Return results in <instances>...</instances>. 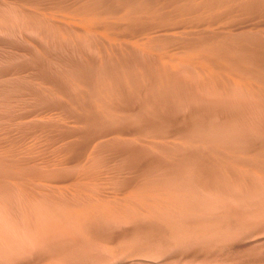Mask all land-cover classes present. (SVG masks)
Masks as SVG:
<instances>
[{"label": "rangeland", "instance_id": "obj_1", "mask_svg": "<svg viewBox=\"0 0 264 264\" xmlns=\"http://www.w3.org/2000/svg\"><path fill=\"white\" fill-rule=\"evenodd\" d=\"M28 1L30 3H33L32 1H36L34 2L35 4H40L45 7L57 6L66 2V0H47V2L45 0ZM28 1L0 0V6L2 5L0 7V139H6L7 137L9 140H25L28 143L37 141L39 143L42 142V146L44 145L43 141H54V143L50 148H48L47 153L45 154L46 157L42 155H34L32 158L30 155L26 156V159L30 162L26 166L22 165V162L19 160H4L0 157V160L4 161H0V264H47V262H55L54 264H235L234 258L237 257H248L252 259L257 256H263L264 194L262 193H264V154L261 155L259 152L261 151L260 149L264 147V124H262L264 121L261 120L264 118V100H260L258 98L256 99L245 94L243 95V93L233 89V87H229L228 89V86L224 87V91H229L226 93H223L222 91L223 94L221 92L215 93L209 88L205 89L197 83V78L194 76L195 73L193 71L194 74L192 75L191 69L187 71L188 75H190L191 79H193L192 81L190 80V83L183 82L181 76L177 82L175 80L177 77H172L171 80H168V88L166 89V86H163V84L160 83L162 80L157 76V72L155 70L156 66L155 68L153 67V65L156 64L154 63L155 61H153L154 59L152 57L148 56V59L146 55L137 51L133 52L131 49L126 50L127 48H122V52L120 49H115V51L113 50L115 53L112 52V50L106 52L105 49L102 48V53H99L97 51V47L100 45H97V42L94 40L77 41L73 38H68L69 40L67 41L59 40L57 38L60 37L56 38V36L59 35L55 27L52 25L49 26L50 24L44 23L29 12L27 13V10L25 9L20 10V8H23L22 6H25L24 8H26L27 5L23 4L28 3ZM96 1L99 2L101 0ZM114 1L116 0H102L100 3L104 6L113 7L117 3V1ZM149 1L150 0H145L144 2L154 3L152 0L150 2ZM155 1L156 3H163L171 0ZM16 8L17 10L15 11ZM21 15L22 17L24 15L26 16L24 19L26 21L25 24L30 21V23H28L30 24L29 26L24 24V21L22 20L23 18L20 19ZM36 22H38V25ZM40 23H43V27L45 28L42 26V28L39 27V25H42ZM5 25L8 27L5 28ZM51 28L54 31L50 30ZM51 31L54 33L56 32V34H52ZM253 31L243 29L226 35L219 34L218 36L222 38L227 36L226 38L234 42H242L240 44L246 48L249 57L252 56L257 58L259 53V57L261 59H255L257 62L259 61L258 63H260V66L262 67L261 70L264 71V32L262 33V31H258L260 32L258 33L257 31ZM18 32L22 33L19 34ZM49 32L51 33L52 38L49 37ZM197 34L198 33H196V35L178 34L176 36L161 35V39L166 40L171 38L172 40H176L181 36V41L193 42L202 41V39L204 40V35L201 34V36L200 34ZM56 39L58 41H56ZM249 40L251 41L250 43ZM255 41H258L259 43H254ZM255 44L256 47L253 46ZM248 49H250V51ZM116 50L119 51V53ZM110 53L112 55L109 57ZM106 54H108V56ZM150 58L152 60H150ZM138 68L141 69L139 73H143V71L145 72L150 69V73L153 71V74L146 71L144 75H138L137 72L140 70ZM118 71L119 73H116ZM135 73H137V76ZM116 74L117 76H115ZM152 75L157 77L158 80L156 81L157 78L155 77V79L152 78ZM126 77L127 80L129 79L128 81L126 80ZM139 77H141L140 81H142V83L145 82L148 84H141V82L137 79ZM147 77L152 83L148 81L149 79L144 81ZM108 78H110L109 80L111 81V85L108 84L109 82H107L108 85H106L105 81H103L105 79L108 80ZM180 79L182 81H180ZM172 81L177 83H174V87L172 86L173 84H170ZM105 85L111 90V92L114 91V94L107 91V94L112 95L106 94L104 96L106 99L103 97L104 101L102 98L103 103H108L109 105L104 104L105 108L109 110L108 113L104 110L102 112L97 110L94 107L95 101H91L92 98L96 99L95 97H98V94L104 93L103 87L105 88ZM122 86L127 87L122 88ZM170 86L172 87L170 88ZM127 89L130 95L128 91H126ZM52 90H55L56 92H52ZM59 92L60 94H58ZM57 95H59V97ZM212 95H214V98ZM217 95L221 99L218 98ZM102 96L99 97V100H101L100 98ZM109 96L113 99L119 96L117 98L119 101H116L117 99H109ZM194 96L195 98L193 99ZM227 96L229 97L230 102L227 101ZM210 98L215 101H212L211 103V100H208ZM231 98L241 101V104L239 101H232ZM247 98H249V100H247ZM219 99L220 101H216ZM106 100L111 102H107ZM112 101H116L115 103H118V106L115 104V107ZM221 101L225 103H222ZM249 102H251V104ZM120 104L123 105V107ZM77 106L80 110L78 108L75 109ZM182 106L183 108H181ZM119 107L126 112L124 113L122 109H119ZM116 108H118L119 111ZM110 109L117 111L115 113ZM98 111L101 113L100 117ZM103 112H105L104 115L107 117H104V115L102 116ZM122 112L123 114L121 116ZM94 113L96 114L94 115ZM114 113L116 114V117H114ZM111 115H113L112 118ZM40 117L42 121L44 120L43 122L40 121ZM64 117L67 119H64ZM135 117L138 118L136 119ZM65 120L67 123L69 122L68 120H70V123L66 124ZM62 121L65 123L61 124ZM257 121L258 124H256ZM117 122L122 124L120 125L122 128H119V123ZM134 122L137 125L134 124ZM251 122L252 124H250ZM126 123H128V125H126ZM124 124L125 127H123ZM111 125L114 131L110 128ZM169 126L173 129L172 132L174 131L176 135L178 134V138L177 136L175 138H169L167 136V133L171 132V129L169 130ZM118 128L120 130H126L125 132L129 135L127 134L121 137L118 134H115L116 131H118ZM140 129L141 131H139ZM103 130L105 134L103 133ZM180 130L181 133L179 132ZM137 131L140 133H137ZM130 135L132 136V140L130 139ZM34 137L36 140H34ZM28 138H31L32 140ZM123 138H125L128 142ZM27 139L29 141H27ZM251 140L252 142H250ZM91 146L94 148L92 147V149ZM89 147L90 149H88ZM60 148L63 149L61 150ZM89 150L93 153L96 152L95 159L97 160L98 158L100 160L102 156V159L96 162L95 159L92 158L91 161L93 160L92 162H95L93 164L99 162L105 164V167H107V169L105 168V170L99 174V181H103L101 183L103 185L100 184L97 187L94 186L96 187L95 190L103 186L102 188L104 190H102V188L99 189L105 194L104 197L109 196V192L118 187H140L142 189L147 187L145 190L156 191L158 189L157 192L161 191V194L164 195L167 200L170 199V202L166 200V202L161 204L162 207L158 205L154 206L155 208L151 207L149 212H139L136 214L134 212H130L127 215L128 218L125 220H123V218H115V220L114 218H94L93 221H90L88 224L87 232H90L88 236V234L81 227L76 225L77 222L76 224L74 223L76 220L73 216L68 214L70 210H67V208H76L75 206L78 207L89 203V200L87 199L91 197H89V191L91 193L92 189L90 190L89 188H86L84 189L86 191L88 190L86 193L83 191L81 195H75V197L70 188L66 190L64 188L63 193H61V191L56 188L59 187L60 190H63V188L61 186L51 187L53 185H51V183L48 184L37 181L33 185L35 182L33 178L38 177L39 174V176H43L53 174L57 171V169L54 170V168H52L51 170L50 168L52 158H60V155L63 157L68 153H79V151L80 154H87ZM190 152H193V154ZM254 152L255 154H253ZM100 154L101 156L98 157ZM160 154H162V156ZM237 154H240L239 157ZM218 155H220V157ZM257 157L259 159H257ZM236 158L238 159L237 161H241L243 163H246L247 161L246 164L253 166L260 171V173L255 174L252 171L245 172L239 170L236 165L234 166L237 162ZM7 160L10 163H7ZM178 160H180V162ZM193 160H195V162ZM234 161L235 163H232ZM3 163L5 165H3ZM17 163L18 165H16ZM255 163L258 164L256 165ZM110 164H112V166ZM47 167L50 169V173L47 171ZM80 167L81 166L79 164L61 166L58 168L57 172L61 177L73 178L80 173ZM22 169H25L24 172L28 169V175L26 172L24 173ZM219 169L221 170L219 171ZM233 169L234 171H232ZM21 170L24 174V178L22 177L23 174L20 173ZM41 170L42 172L40 173ZM171 170L174 172L172 173ZM228 170L231 171L227 173ZM57 172L55 174H57ZM25 174L29 176L28 180V177L25 176ZM260 174H263V176ZM19 177H21V180L24 179L25 182L23 180L22 181L25 184L19 179ZM231 179L234 182H231ZM20 181L22 182V187L17 184V182L21 183ZM198 181H200V183ZM223 182L225 184H223ZM104 183H106V185ZM49 185L50 187H48ZM16 189L18 190L16 191ZM12 190H14V192ZM166 191L167 194L165 195ZM58 192L61 194H58ZM65 193L69 196L67 197ZM18 195L21 197L19 196L20 199L17 198V200L19 199L17 201L16 197H18ZM45 195L50 196L46 197ZM99 195L100 193L97 192L95 197L98 198ZM170 195H174V203H172L173 198L171 199ZM93 196L91 198L95 199ZM101 196L103 195L101 194ZM166 204L167 206H165ZM168 204H172V206H169ZM234 207H236V210ZM245 212H248L247 215ZM66 213L71 219L70 221H68L69 218ZM44 217L46 220H44ZM52 219H56L58 223L56 220L53 221ZM31 230L32 233H29ZM196 230L198 232H196ZM51 232H53V235ZM56 233L58 235H55ZM47 234L50 236H47ZM73 235L74 237H72ZM91 235L92 238H90ZM247 235L248 239L246 237ZM249 236L253 240L251 238L249 240ZM257 237H260L259 239L262 238L263 240L261 239L257 241L255 239ZM110 240H114L116 242L120 256L117 253H112L105 246V241ZM118 240L120 243H122V241L124 242L122 243L124 244L123 246L120 245L124 247L123 249L119 246ZM81 241L83 246L80 244ZM92 242L94 244H92ZM125 243L129 244V247ZM102 248H104V250H102ZM136 250L141 254L139 252V254L135 253L137 252ZM173 252L175 253L172 255ZM176 252H178V254ZM187 253H190L191 257H186ZM116 254L117 257H115ZM253 254H257V256ZM69 257L70 259H68ZM110 257L111 259L113 257L114 258L110 260ZM120 258L121 260H125L121 261Z\"/></svg>", "mask_w": 264, "mask_h": 264}, {"label": "bare ground", "instance_id": "obj_2", "mask_svg": "<svg viewBox=\"0 0 264 264\" xmlns=\"http://www.w3.org/2000/svg\"><path fill=\"white\" fill-rule=\"evenodd\" d=\"M3 1V0H2ZM28 1V0H25ZM32 1V0H31ZM40 1V0H39ZM43 1V0H42ZM47 2V0H45ZM50 1V0H49ZM48 1V3H49ZM54 1V0H53ZM52 1V2H53ZM102 1V0H101ZM101 1L97 2L96 0H74V1H67L63 4H59L57 6H50V7H45L43 5L40 4H35L34 2L36 1H32L33 3H30L28 1V3H24L23 5H27L26 8H24L25 6H22L23 8H20V10H27V13H31L34 16H36L37 18H39L41 21H43L44 23H48L50 24L49 26H53L57 29V33L60 38H57L59 40H69V39H76L77 41H86V40H94L95 42H97V45H100L99 47H97V51L99 53H102V48L105 49V51H109L112 50V52L115 51V49L117 50H121L122 52V48H127L133 50V52H140L143 55H146L147 58L149 59V57H152L155 61L154 63L156 65H153V67L155 68L156 72H157V76L161 78V84H163V86H166V89L168 88V80L172 79V77H177L175 80L177 82V80H179V77L181 76L183 79V82H189L190 80L192 81L193 79H191V76L188 75L187 71L191 69L192 71V75L194 74V76L197 78V83L203 87V88H209L211 89V91L213 92H218V93H226L227 91H224V87H227L229 89V87H233V89L239 91L240 93H243V95H249L251 97L254 98H258V99H262L264 100V71L261 70L262 67L260 66V63H258L256 61V59H261L259 57V53L257 55V58L255 59L254 57H249L247 50L244 46H242L240 43L234 42L226 37H220L218 36L219 34H230L236 31H240L243 29H248V31L250 30H254V31H262V33L264 32V0H171V1H165L163 3H156L155 0H152L154 3H146L144 2L145 0L141 1V0H116L117 3L116 5H114L113 7H109V6H104L102 5V3H100ZM114 1V2H116ZM151 1V0H150ZM149 1V2H150ZM158 1V0H157ZM110 2V1H109ZM41 3V2H39ZM44 3V2H43ZM104 3V2H103ZM156 3V4H155ZM19 4V2H18ZM115 4V3H113ZM110 5V4H109ZM2 6V5H1ZM0 6V7H1ZM13 8V7H11ZM10 10V9H9ZM17 10V8L15 9V11ZM19 10V11H20ZM1 11V10H0ZM2 13V12H1ZM25 13V11H24ZM23 13V14H24ZM18 15V14H17ZM30 15V14H28ZM20 16V15H18ZM25 16V15H24ZM20 17L23 18L22 20L24 21L25 24V17ZM30 19V18H29ZM20 23V21H19ZM30 21H28L26 24L29 26ZM38 22H36L37 24ZM21 24V23H20ZM19 24V25H20ZM23 24V25H24ZM25 24V25H26ZM42 25H39V27H43V23H40ZM45 24V25H46ZM7 25V24H6ZM5 25V28H7ZM10 25V24H9ZM38 25V24H37ZM26 26V27H28ZM48 26V27H49ZM13 27V26H12ZM41 27V28H42ZM47 27V26H46ZM52 27V28H53ZM1 28V27H0ZM3 28V27H2ZM45 28V27H43ZM50 29L52 31H54L53 29ZM18 29V28H17ZM55 29V30H56ZM5 31V30H4ZM29 31V29H28ZM51 33L53 34L54 32ZM253 31V32H254ZM20 32V31H19ZM18 32V33H19ZM256 32V33H257ZM4 33V32H3ZM22 33V32H21ZM19 33V34H21ZM30 33V32H29ZM51 33L49 32V37H51ZM202 34L204 35V40L202 39V41H181V36L178 37L176 40H172L170 39H161V35L163 36H176L178 34ZM249 33V32H248ZM255 33V34H256ZM260 33V32H258ZM56 34V32L54 33ZM197 34V35H198ZM244 34V33H243ZM36 35V34H35ZM201 35V36H202ZM257 35V34H256ZM54 36V38H55ZM258 36V35H257ZM183 37V36H182ZM193 37V36H192ZM52 38V37H51ZM69 38V39H68ZM198 38V36H197ZM202 38V37H200ZM50 39V38H49ZM56 39V41H58ZM184 39V38H183ZM53 40V39H52ZM196 40V39H195ZM200 40V39H199ZM55 41V42H56ZM253 41V40H252ZM32 42V41H31ZM61 42V41H60ZM251 41L249 40V43ZM257 44L259 43L258 41H255L254 43ZM261 43V42H260ZM264 43V42H263ZM33 45V44H32ZM62 46V45H61ZM71 46V45H70ZM80 46V45H79ZM91 46V45H90ZM249 46V44H248ZM256 47V44L253 45ZM94 47V46H93ZM252 47V46H251ZM261 47V44H260ZM7 48V47H6ZM264 48V47H263ZM39 49V48H38ZM96 49V48H95ZM124 49V50H125ZM251 49V48H250ZM250 49H248L250 51ZM259 49V47H258ZM261 49V48H260ZM36 50V49H35ZM94 50V49H92ZM114 50V51H113ZM116 50V51H117ZM125 50V51H126ZM62 51V50H61ZM254 51V50H253ZM259 51V50H257ZM33 52V51H32ZM105 52V53H106ZM111 52V53H112ZM119 53V51H117ZM120 52V53H121ZM128 52V51H126ZM110 53L109 57L112 55ZM115 53V52H114ZM139 53V54H140ZM254 53V52H253ZM21 54V53H20ZM48 54V53H47ZM84 54V53H83ZM122 54V53H121ZM251 54V53H250ZM262 54V53H261ZM260 54V55H261ZM15 55V54H14ZM26 55V54H25ZM43 55V53H42ZM59 55V54H58ZM103 55V54H102ZM108 56V54H106ZM114 55V54H113ZM116 55V54H115ZM118 55V54H117ZM124 55V54H123ZM22 56V55H20ZM57 56V55H56ZM61 56V55H60ZM105 56V55H103ZM141 56V55H140ZM149 56V57H148ZM17 57V56H16ZM24 57V56H23ZM39 57V56H38ZM47 57V56H46ZM45 57V58H46ZM5 58V57H4ZM62 58V56H61ZM107 58V57H106ZM130 58V57H129ZM134 58V57H133ZM105 59V57H104ZM114 59V58H113ZM127 59V57H126ZM132 59V58H131ZM16 60V59H15ZM21 60V59H20ZM30 60V59H29ZM32 60V59H31ZM46 60V59H45ZM83 60V59H82ZM121 60V59H120ZM119 60V61H120ZM150 60H152L150 58ZM84 61V60H83ZM137 61V60H136ZM140 61V60H139ZM37 62V61H36ZM82 62V61H81ZM80 62V63H81ZM134 62V61H133ZM151 62V61H150ZM20 63V62H19ZM26 63V62H25ZM28 63V62H27ZM47 63V62H46ZM70 63V62H69ZM74 63V62H72ZM145 63V62H144ZM12 64V63H11ZM35 64V63H34ZM68 64V63H67ZM129 64V63H128ZM140 64V62H139ZM262 64V63H261ZM39 65V64H38ZM60 65V64H59ZM77 65V64H76ZM80 65V64H79ZM126 65V64H125ZM41 66V65H40ZM75 66V65H74ZM84 66V65H83ZM134 66V64H133ZM137 66V65H136ZM73 67V66H72ZM150 67V66H149ZM146 67V68H149ZM13 68V67H12ZM15 68V67H14ZM25 68V67H24ZM74 68V67H73ZM72 68V69H73ZM77 68V67H76ZM89 68V67H88ZM131 68V67H130ZM57 69V68H56ZM67 69V68H66ZM123 69V68H122ZM121 69V70H122ZM140 69V68H138ZM137 69V70H138ZM151 69V67H150ZM150 69H148L147 72L150 73ZM264 69V68H263ZM99 70V69H98ZM127 70V69H126ZM132 70V69H131ZM145 70V69H144ZM153 70V69H152ZM154 70V71H155ZM141 71L138 70V75H144L143 73H139ZM194 71V73H193ZM73 72V70H72ZM104 72V71H103ZM153 71H151L152 73ZM105 73V72H104ZM108 73V72H107ZM116 73H119L116 72ZM137 73L136 76H137ZM150 73V74H151ZM3 74V73H2ZM15 74V73H14ZM31 74V73H30ZM69 74V73H68ZM110 74V73H109ZM153 74V73H152ZM21 75V74H20ZM33 75V74H32ZM58 75V74H57ZM102 75V74H101ZM117 76V74L115 75ZM193 76V77H194ZM142 77V76H141ZM137 78L140 81V78ZM151 77V76H150ZM155 76L152 75V78H154ZM92 78V77H91ZM99 78V77H98ZM111 78V77H110ZM110 78L105 79L103 81H105L106 85H111L110 84ZM136 78V77H135ZM151 78V80H152ZM157 78V77H155ZM154 78V79H155ZM17 79V78H16ZM25 79V78H24ZM60 79V78H59ZM149 78L147 77L144 81L148 80ZM153 79V80H154ZM65 80V79H64ZM72 80V79H71ZM70 80V81H71ZM99 80V79H97ZM127 80V77H126ZM129 80V79H128ZM127 80V81H128ZM158 80V78L156 79V81ZM173 80V81H175ZM28 81V80H27ZM74 81V80H73ZM81 81V80H80ZM102 81V79H101ZM150 81V79L148 80ZM172 81V82H173ZM180 81H182L180 79ZM97 82V81H96ZM107 82H109L107 84ZM141 84H148V83H142V81H140ZM170 83L173 87L175 86V82ZM179 82V81H178ZM69 83V82H68ZM123 83V82H122ZM129 83V82H128ZM150 83H152L150 81ZM159 83V84H160ZM175 83V84H174ZM67 84V83H66ZM70 84V83H69ZM104 84V82H103ZM131 84V83H130ZM139 84V83H137ZM180 84V83H179ZM192 84V83H191ZM9 85V84H8ZM103 87L104 93L102 94H98V97H95L96 99H91L94 100V107L99 110V111H105V112H109V110H107L104 106L105 103H103L104 101V96L108 93L107 91L111 90L106 87ZM127 85V84H126ZM150 85V84H149ZM152 85V84H151ZM75 86V85H74ZM98 86V85H97ZM130 86V85H129ZM128 86V87H129ZM156 86V85H155ZM158 86V85H157ZM160 86V85H159ZM170 86V88L172 87ZM79 87V86H78ZM77 87V89H78ZM126 88L127 86H122V88ZM142 87V86H141ZM161 87V86H160ZM188 87V86H187ZM81 88V87H80ZM83 88V87H82ZM131 88V87H130ZM15 89V88H14ZM25 89V88H24ZM85 89V88H84ZM83 89V90H84ZM159 89V88H158ZM177 89V88H176ZM99 90V89H98ZM123 90V89H122ZM132 90V89H131ZM144 90V89H143ZM203 90V89H202ZM55 90H52V92ZM124 91V90H123ZM128 91V89L126 90ZM125 91V92H126ZM199 91V90H198ZM197 91V92H198ZM233 91V90H232ZM25 92V91H24ZM56 92V91H55ZM54 92V93H55ZM58 92V91H57ZM131 92V91H130ZM146 92V91H145ZM207 92V91H206ZM209 92V91H208ZM20 93V92H19ZM23 93V92H22ZM111 93L114 94V91H112ZM127 93V92H126ZM125 93V94H126ZM129 93V91H128ZM194 93V92H193ZM196 93V92H195ZM222 93V94H223ZM43 94V93H42ZM57 94V93H56ZM60 94V92L58 93ZM191 94V93H190ZM11 95V93H10ZM21 95V94H20ZM96 95V94H95ZM94 95V96H95ZM103 95V96H102ZM107 95H112V94H107ZM130 95V93H129ZM141 95V93H140ZM196 95V94H195ZM220 95V94H218ZM217 95V97H218ZM230 95V94H229ZM242 95V94H241ZM59 97V95H57ZM61 96V95H60ZM102 96L99 100V97ZM214 95H212L213 97ZM216 96V95H215ZM222 96V95H221ZM65 97V96H64ZM104 97V98H103ZM119 97V96H118ZM117 97V98H118ZM192 97V96H191ZM223 97V96H222ZM228 97V96H227ZM23 98V96H22ZM21 98V99H22ZM103 98V101H102ZM113 99L111 96H109V99ZM116 97L114 99H117ZM126 98V97H125ZM135 98V97H134ZM173 98V97H172ZM195 98V96L193 97V99ZM214 98V97H213ZM220 98V97H218ZM236 98V97H235ZM232 99L231 100H235V101H239L236 99ZM15 99V96H14ZM61 99L63 100L62 96ZM67 99V98H66ZM106 99V98H105ZM113 99V100H114ZM121 99V98H120ZM130 99V98H129ZM140 99V98H139ZM142 99V98H141ZM146 99V98H145ZM191 99V98H190ZM189 99V100H190ZM200 99V98H199ZM221 99V98H220ZM216 100V101H220ZM224 99V98H223ZM226 99V98H225ZM208 100L215 101L214 99L210 98ZM229 97L228 100L229 101ZM247 100H249V98H247ZM68 101V100H67ZM70 101V100H69ZM107 101V100H106ZM116 101H119V99H117ZM116 101H112L114 106ZM131 101V100H130ZM139 101V100H138ZM142 101V100H141ZM193 101V100H192ZM226 101V100H224ZM226 101V102H227ZM256 101V100H255ZM107 102H111V101H107ZM222 102V101H221ZM220 102V103H221ZM230 102V101H229ZM241 104V101H239ZM248 102V101H247ZM246 102V103H247ZM41 103V102H40ZM44 103V102H43ZM207 103V101H206ZM216 103V102H215ZM225 103V102H222ZM251 104V102H249ZM28 104V103H27ZM61 104V103H60ZM108 105V103H106ZM105 104V105H106ZM112 104V103H110ZM128 104V103H127ZM131 104V103H130ZM133 104V103H132ZM138 104V103H136ZM181 104V103H180ZM198 104V103H197ZM194 104V105H197ZM217 104V103H216ZM239 104V105H240ZM81 105V104H80ZM121 105V104H120ZM166 105V104H165ZM193 105V104H192ZM86 106V105H85ZM93 106V105H92ZM109 106V105H108ZM107 106V107H108ZM123 107V105H121ZM222 106V105H221ZM250 106V105H249ZM112 107V106H111ZM116 107V106H115ZM114 107V108H115ZM137 107V106H136ZM139 107V106H138ZM171 107V106H170ZM223 107V106H222ZM238 107V106H237ZM6 108V107H5ZM58 108V107H57ZM65 108V106H64ZM74 108V107H73ZM78 108L75 107V109ZM126 108V107H125ZM173 108V107H172ZM183 108V106L181 107ZM243 108V107H242ZM262 108V107H261ZM260 108V109H261ZM79 109V108H78ZM77 109V110H78ZM92 109V107H91ZM95 109V110H96ZM118 110V108H116ZM119 109H122L121 107H119ZM213 109V108H212ZM235 109V108H234ZM248 109V108H247ZM80 110V109H79ZM96 110V111H97ZM111 110V109H110ZM113 111L116 113V111ZM125 110V109H124ZM98 111V113H99ZM119 111V110H118ZM123 111V109H122ZM139 111V110H138ZM174 111V110H173ZM264 111V110H263ZM102 114V116L104 115V113ZM124 113L126 111H123ZM123 112L121 113V116L123 114ZM170 112V111H169ZM222 112V111H221ZM97 113V114H98ZM114 117H116V114ZM142 113V112H141ZM1 114V113H0ZM81 114V113H80ZM96 113H94L95 115ZM100 114V115H99ZM99 117L101 116V113H99ZM212 114V113H211ZM260 114V113H259ZM47 115V114H46ZM66 115V114H65ZM79 115V114H78ZM84 115V114H83ZM90 115V114H89ZM92 115V114H91ZM93 115V116H94ZM97 115V116H98ZM111 115V118L112 116ZM171 115V114H170ZM258 115V114H257ZM68 116V115H67ZM70 116V115H69ZM106 115H104L105 117ZM125 116V115H124ZM128 116V115H126ZM136 116V115H134ZM168 116V115H167ZM61 117V116H60ZM90 117V116H89ZM107 117V116H106ZM139 117V116H138ZM138 117H135L136 119ZM162 117V116H161ZM164 117V116H163ZM166 117V116H165ZM170 117V116H169ZM175 117V116H173ZM261 117V116H260ZM7 118V117H6ZM38 118V117H37ZM49 118V117H48ZM58 118V117H57ZM98 118V117H97ZM172 118V117H171ZM244 118V117H243ZM254 118V116H253ZM258 118V117H257ZM64 119H67L64 117ZM74 119V118H73ZM91 119V118H90ZM39 120V119H38ZM49 120V119H48ZM164 120V119H163ZM253 120V119H252ZM251 120V121H252ZM264 121V118L261 119ZM11 121V120H10ZM40 121L41 117H40ZM44 121V120H43ZM42 121V122H43ZM58 121V120H56ZM61 121V118H60ZM59 121V123H60ZM64 121V120H63ZM65 123V122H63ZM70 123V120H68ZM101 121V119H100ZM126 121V120H125ZM167 121V120H166ZM262 121V122H263ZM111 122V121H110ZM124 122V121H123ZM122 122V123H123ZM138 122V121H137ZM141 122V121H140ZM160 122V121H159ZM227 122V121H226ZM66 122V124H68ZM78 123V122H77ZM103 123V122H102ZM108 123V122H107ZM119 123V122H117ZM133 123V122H132ZM195 123V122H194ZM201 123V122H200ZM209 123V122H208ZM223 123V122H222ZM35 124V123H34ZM81 124V122H80ZM116 124V123H115ZM130 124V123H129ZM134 124H136L134 122ZM188 124V123H187ZM238 124V123H237ZM252 124V122L250 123ZM258 124V121L257 123ZM255 124V125H256ZM260 124V123H259ZM264 124V123H262ZM48 125V124H47ZM55 125V124H54ZM114 125V124H113ZM119 128H122L121 123L118 124ZM126 125H128V123H126ZM137 125V124H136ZM174 125V124H173ZM171 125V126H173ZM202 125V124H201ZM245 125V124H244ZM9 126V125H8ZM76 126V125H75ZM116 126V125H114ZM195 126V125H194ZM206 126V125H204ZM203 126V127H204ZM233 126V125H232ZM78 127V126H77ZM125 127V124L124 126ZM128 127V126H127ZM170 127V126H169ZM12 128V127H11ZM15 128V127H14ZM31 128V127H30ZM112 125H111V127ZM118 128V131H116L115 134H118L119 136H125L128 133L125 132L126 130H120ZM138 128V127H137ZM155 128V127H154ZM175 128V127H174ZM239 128V127H238ZM244 128V127H243ZM25 129V128H24ZM44 129V128H43ZM105 129V128H104ZM131 129V128H130ZM139 129V128H138ZM171 129V127L169 128V130ZM179 129V128H178ZM177 129V130H178ZM181 129V128H180ZM117 130V129H116ZM144 130V128H143ZM151 130V129H149ZM168 130V128H167ZM173 129H171V132L167 133V136L169 138H175L177 135L174 133V131L172 132ZM242 130V129H241ZM4 131V130H3ZM40 131V129H39ZM67 131V130H66ZM71 131V130H70ZM114 131V129H113ZM128 131V130H127ZM141 131V129L139 130ZM148 131V130H147ZM72 132V131H71ZM107 132V131H106ZM155 132V131H154ZM181 133V130L179 131ZM244 132V131H243ZM242 132V133H243ZM249 132V131H247ZM246 132V133H247ZM42 133V132H41ZM73 133V132H72ZM104 133V130H103ZM108 133V132H107ZM131 133V132H130ZM136 133V132H135ZM137 133H140L137 131ZM219 133V132H217ZM229 133V132H228ZM234 133V132H233ZM245 133V132H244ZM243 133V134H244ZM3 134V133H2ZM27 134V133H26ZM105 134V133H104ZM109 134V133H108ZM132 134V133H131ZM148 134V133H147ZM146 134V135H147ZM263 134V133H262ZM31 135V134H30ZM39 135V134H38ZM43 135V134H42ZM47 135V134H46ZM52 135V134H51ZM116 135V136H118ZM129 135V134H128ZM216 135V134H214ZM225 135V134H224ZM230 135V134H229ZM264 135V134H263ZM9 136V134H8ZM50 136V135H49ZM55 136V135H54ZM67 136V135H66ZM97 136V135H96ZM213 136V135H212ZM17 137V136H16ZM41 137V136H40ZM45 137V136H44ZM48 137V135H47ZM98 137V136H97ZM115 137V136H114ZM119 137V138H121ZM132 136L130 135V139ZM142 137V136H141ZM154 137V136H153ZM160 137V136H159ZM216 137V136H215ZM14 138V137H13ZM53 138V137H52ZM106 138V137H105ZM163 138V137H162ZM166 138V137H164ZM178 138V136H177ZM244 138V137H243ZM8 139V140H7ZM16 139V138H15ZM25 139V138H24ZM23 139V140H24ZM30 140H32L31 138H28ZM27 139V141H29ZM96 139V138H95ZM111 139V138H110ZM125 139V138H123ZM155 139V138H154ZM181 139V138H180ZM183 139V138H182ZM201 139V137H200ZM211 139V137H210ZM236 139V138H235ZM263 139V138H262ZM261 139V140H262ZM34 140L35 137H34ZM126 140V139H125ZM142 140V139H141ZM88 141V140H87ZM86 141V142H87ZM127 141V140H126ZM145 141V139H144ZM156 141V140H155ZM243 141V140H242ZM41 142V141H40ZM122 142V141H121ZM124 142V141H123ZM128 142V141H127ZM252 142V140L250 141ZM44 145L42 146V142H31L28 143L25 140L24 141H13L12 139L9 140V138L6 137V139H0V157H2L4 160L5 159H10L13 161H21L22 165L26 166L28 165L30 162L28 159H26V156L30 155L31 158L34 155L37 156H45V154L47 153L48 148H50L54 141H43ZM104 143V142H103ZM106 143V142H105ZM163 143V142H162ZM237 143V142H236ZM249 143V142H248ZM58 144V143H57ZM86 144V143H85ZM89 144V143H88ZM91 144V143H90ZM125 144V143H124ZM123 144V145H124ZM144 144V143H143ZM234 144V143H233ZM64 145V144H63ZM62 145V147H63ZM120 145V144H119ZM135 145V144H134ZM147 145V144H146ZM201 145V144H200ZM264 145V144H263ZM56 146V145H55ZM73 146V145H72ZM125 146V145H124ZM203 146V145H202ZM61 147V146H59ZM86 147V146H85ZM93 146H91L92 148ZM146 147V146H145ZM239 147V146H238ZM58 148V147H57ZM81 148V147H80ZM94 148V147H93ZM92 148V149H93ZM122 148V147H121ZM120 148V149H121ZM236 148V147H235ZM55 149V148H54ZM61 150L63 148H60ZM85 149V148H84ZM90 149V147L88 148ZM147 149V148H146ZM260 149V148H259ZM67 150V149H66ZM106 150V149H105ZM239 150V149H238ZM261 151L259 152V154L261 153L264 154V147L262 149H260ZM94 151V150H93ZM142 151V150H141ZM147 151V150H146ZM179 151V150H178ZM246 151V150H245ZM61 152V151H60ZM69 152V151H68ZM104 152V151H103ZM139 152V151H138ZM155 152V151H154ZM194 152V151H193ZM193 152L191 154H193ZM239 152V151H238ZM56 153V152H55ZM87 153V152H85ZM96 153V152H95ZM95 153L91 152L89 150V152L87 154H80L79 153H68L67 155L61 157L60 158H52L51 160V165L50 168L52 170V168L57 169L61 167V166H68V165H72V164H79L81 167L80 173L73 177V178H66V177H61L57 174L52 173L53 174H49V175H43V176H39L38 177H34V183L33 185L38 181L41 183H51V187H57V186H61L63 188V190H60L59 187H57L56 189H59V191H61V193H63L64 188L65 190L70 188L71 191H73L74 196L75 195H81L83 193V191H85V193L88 191L84 190L86 188H89L90 190L92 189L91 193L89 191V197L93 196L95 197L96 193L99 192L100 195L98 198L95 197L94 198H88L87 200H89V203L84 204L82 206H75L76 208H67V210H70L69 213L67 211V213L71 216H73V218L76 220L74 223L77 224L79 227H81L89 236L90 232L88 231V224L89 222L93 221L94 218L97 217H103V218H123V220H125L127 217V215L131 212L139 213V212H149L151 207H154L156 205L161 206L162 207V203L166 202V197L164 195L161 194V191L157 192L158 189L155 191H149V190H145L142 188H129V187H118L116 189H114L113 191L109 192V196H105V194L103 193L102 190H104L102 188V190L100 191V189L97 191L95 190L97 186H99L102 182L99 181V174L105 170V168L107 169V167H105V164L103 163H95L96 161L99 160L98 157L101 156V154L97 157V159H95ZM158 153V152H156ZM173 153V152H172ZM177 153V152H176ZM222 153V152H220ZM247 153V152H246ZM140 154V153H139ZM143 154V153H142ZM163 154V153H162ZM162 154H160L162 156ZM241 154V153H240ZM239 154V155H240ZM243 154V153H242ZM255 154V152L253 153ZM98 155V154H97ZM144 155V154H143ZM142 155V156H143ZM167 155V154H166ZM202 155V154H201ZM235 155V154H234ZM238 155V154H237ZM238 155V157H239ZM246 155V154H245ZM58 156V155H57ZM146 156V155H145ZM220 157V155H218ZM253 156V155H252ZM259 156V155H258ZM56 157V156H55ZM110 157V156H109ZM138 157V156H137ZM167 157V156H166ZM171 157V156H170ZM169 157V158H170ZM186 157V156H185ZM195 157V156H194ZM242 157V156H240ZM94 158L95 162H92L91 159ZM161 158V157H160ZM187 158V157H186ZM251 158V157H250ZM21 159V160H20ZM35 159V158H34ZM102 159V156H101ZM100 159V160H101ZM111 159V158H110ZM217 159V158H216ZM222 159V158H221ZM249 159V158H248ZM257 159H259L257 157ZM43 160V159H42ZM46 160V158H45ZM99 160V161H100ZM154 160V159H153ZM228 160V159H227ZM238 159L236 158V161ZM247 160V159H245ZM252 160V159H251ZM250 160V161H251ZM2 162H4L3 160H0ZM31 161V159H30ZM91 161V162H89ZM146 161V160H145ZM160 161V160H159ZM180 162V160H178ZM192 161V160H191ZM195 162V160H193ZM219 161V158H218ZM6 162V161H5ZM36 162V161H35ZM105 162V161H103ZM138 162V161H137ZM151 162V161H150ZM158 162V161H157ZM229 162V161H227ZM261 162V161H260ZM7 163L8 162L7 160ZM112 163V162H111ZM201 163V162H200ZM211 163V161H210ZM232 163H235L232 162ZM247 163V161H246ZM246 163H243L241 161H237L234 166L236 165V167L241 170V171H252L255 174L260 173V171H258L256 168H254L253 166H250ZM254 163V161H253ZM12 164V163H11ZM113 164V163H112ZM112 164H110L112 166ZM122 164V163H121ZM192 164V163H191ZM205 164V163H204ZM256 164V163H255ZM258 164V163H257ZM256 164V165H257ZM3 165H5L3 163ZM18 165V163L16 164ZM32 165V164H30ZM35 165V164H34ZM33 165V166H34ZM41 165V164H40ZM221 165V164H220ZM253 165V164H252ZM9 166V165H8ZM45 166V163H44ZM75 166V165H74ZM191 166V165H190ZM207 166V165H206ZM213 166V165H212ZM11 167V166H10ZM14 167V166H12ZM109 167V166H108ZM131 167V166H130ZM192 167V166H191ZM9 168V167H8ZM15 168V167H14ZM39 168V167H38ZM43 168V167H42ZM121 168V166H120ZM211 168V167H210ZM220 168V167H219ZM233 168V167H232ZM35 169V168H34ZM40 169V168H39ZM46 169V168H44ZM191 169V168H190ZM215 169V168H214ZM236 169V168H235ZM17 170V168H16ZM23 172L25 169H22ZM21 170V174L22 173ZM30 170V169H29ZM112 170V169H111ZM185 170V169H184ZM221 169H219L220 171ZM47 171L49 172L50 169L47 167ZM170 171V170H169ZM168 171V172H169ZM172 171V170H171ZM202 171V170H201ZM205 171V170H204ZM213 171V168H212ZM231 171V170H230ZM229 170L227 171V173L230 172ZM234 171V169L232 170ZM26 174L29 173L28 169L25 171ZM24 172V173H25ZM31 172V171H30ZM42 172V170L40 171V173ZM130 172V171H129ZM174 171H172L173 173ZM216 172V171H215ZM250 172V173H252ZM37 173V172H36ZM50 173V172H49ZM263 173V172H262ZM25 174V176H27ZM48 174V173H47ZM76 174V173H75ZM206 174V173H205ZM232 174V173H231ZM244 174V173H243ZM242 174V175H243ZM248 174V173H247ZM20 175V174H18ZM74 175V174H73ZM159 175V174H158ZM175 175V174H174ZM179 175V174H177ZM261 175V174H260ZM166 176V174H165ZM180 176V175H179ZM198 176V175H197ZM232 176V175H231ZM244 176V175H243ZM263 176V174L261 175ZM22 177L24 178V174L22 175ZM27 180L29 179V176H27ZM31 177V176H30ZM133 177V176H132ZM172 177V176H171ZM203 177V176H202ZM233 177V176H232ZM21 177H19L20 179ZM26 178V177H25ZM231 178V177H229ZM260 178V177H259ZM18 179V178H17ZM103 179V178H102ZM205 179V178H203ZM202 179V180H203ZM208 179V178H207ZM239 179V178H238ZM21 180V179H20ZM24 181V179H22ZM21 180V181H22ZM194 180V179H193ZM199 180V179H198ZM232 180V179H231ZM20 181V182H21ZM22 181V182H23ZM174 181V180H173ZM236 181V180H235ZM261 181V180H260ZM22 182L18 183V186L21 185L22 187ZM25 182V181H24ZM23 182V183H24ZM100 182V183H99ZM197 182V180H196ZM194 182V183H196ZM200 183V181H198ZM231 182H234L233 180ZM149 183V182H148ZM181 183V182H180ZM25 184V183H24ZM106 185V183H104ZM203 184V183H202ZM223 184H225L223 182ZM251 184V183H250ZM1 185V184H0ZM103 185V184H101ZM112 185V184H111ZM110 185V187H111ZM138 185V183H137ZM150 185V184H149ZM8 186V185H7ZM17 186V187H18ZM96 186V187H94ZM108 186V185H107ZM142 186V185H141ZM231 186V185H230ZM236 186V185H235ZM264 186V185H263ZM40 187V186H39ZM50 187V185L48 186ZM152 187V185H151ZM166 187V186H165ZM252 187V186H251ZM255 187V186H254ZM112 188V187H111ZM168 188V187H167ZM166 188V189H167ZM171 188V187H170ZM178 188V187H177ZM180 188V187H179ZM226 188V187H225ZM94 189V191H93ZM18 189H16L17 191ZM35 190V188H34ZM112 190V189H111ZM164 190V189H162ZM256 190V189H255ZM260 190V189H259ZM3 191V190H2ZM1 191V192H2ZM14 192V190H12ZM70 191V193H71ZM221 191V190H220ZM228 191V190H227ZM251 191V190H250ZM96 192V193H93ZM102 192V193H101ZM254 192V191H253ZM4 193V192H3ZM60 192H58L59 194ZM60 193V194H61ZM67 193V191H66ZM65 193V194H66ZM93 193V194H92ZM164 193V192H163ZM247 193V192H246ZM260 193V192H259ZM258 193V194H259ZM29 194V193H28ZM48 194V193H47ZM92 194V195H90ZM101 194L103 196H101ZM167 194V191L165 193V195ZM264 194V193H262ZM67 197L69 196L68 194H66ZM72 195V194H71ZM216 195V194H215ZM214 195V196H215ZM220 195V194H219ZM248 195V194H247ZM17 196V195H16ZM20 195H18L17 198L20 199L19 197ZM46 196V195H45ZM50 196V195H49ZM48 195L46 197H49ZM98 196V195H97ZM171 199L173 198L172 203H174V195H170ZM169 196V197H170ZM218 196V195H217ZM259 196V195H258ZM263 196V195H262ZM44 197V196H43ZM76 197V196H75ZM223 197V196H222ZM257 197V196H256ZM40 198V197H39ZM42 198V197H41ZM51 198V197H50ZM168 198V197H167ZM18 199V200H19ZM38 199V198H37ZM54 199V198H53ZM78 199V197H77ZM93 199V200H90ZM221 199V198H219ZM244 199V198H243ZM17 200V201H18ZM170 200V199H169ZM169 200H167L168 202H170ZM39 201V200H38ZM219 201V200H218ZM14 202V201H13ZM46 202V201H45ZM211 202V201H210ZM215 202V201H214ZM217 202V200H216ZM81 203V202H78ZM75 204V203H74ZM234 204V203H233ZM72 205V204H71ZM79 205V204H77ZM169 205V204H168ZM236 205V204H234ZM22 206V205H21ZM30 206V205H29ZM55 206V205H54ZM167 206V204L165 205ZM169 206H172V204H170ZM213 206V205H211ZM232 206V203H231ZM42 207V205H41ZM48 207V206H47ZM52 207V206H51ZM74 207V206H72ZM207 207V206H206ZM220 207V206H219ZM247 207V206H246ZM3 208V207H2ZM43 208V207H42ZM155 208V207H154ZM204 208V207H203ZM214 208V207H213ZM8 209V208H7ZM32 209V208H31ZM30 209V210H31ZM35 209V207H34ZM158 209V208H157ZM161 209V208H159ZM218 209V208H217ZM234 209L236 210V207H234ZM233 209V210H234ZM12 210V208H11ZM27 210V209H26ZM25 210V211H26ZM40 210V209H39ZM49 210V209H48ZM57 210V209H56ZM55 210V211H56ZM169 210V209H168ZM6 211V210H5ZM36 211V210H35ZM45 211V210H44ZM64 211V210H63ZM248 211V210H247ZM2 212V211H1ZM4 212V211H3ZM38 212V211H36ZM35 212V213H36ZM183 212V211H182ZM203 212V211H202ZM205 212V211H204ZM235 212V211H234ZM7 213V211H6ZM14 213V212H13ZM40 213V212H39ZM59 213V212H58ZM57 213V214H58ZM66 213V214H67ZM166 213V212H165ZM169 213V212H168ZM184 213V212H183ZM209 213V212H208ZM246 213V212H245ZM248 213V212H247ZM246 213V215H247ZM15 214V213H14ZM43 214V213H41ZM63 214V213H62ZM65 214V215H66ZM67 214V217H68ZM261 214V213H259ZM263 214V213H262ZM16 215V214H15ZM14 215V216H15ZM35 215V214H34ZM38 215V214H37ZM147 215V214H146ZM156 215V214H155ZM214 215V214H213ZM245 215V216H246ZM254 215V214H253ZM55 216V215H54ZM53 216V218H54ZM130 216V215H129ZM158 216V215H156ZM204 216V215H203ZM223 216V215H222ZM1 217V216H0ZM20 217V216H19ZM51 217V216H50ZM49 217V220H50ZM60 217V216H59ZM131 217V216H130ZM129 217V218H130ZM189 217V216H188ZM253 217V216H252ZM4 218V217H3ZM14 218V217H12ZM16 218V217H15ZM40 218V217H39ZM45 218V217H44ZM58 218V217H57ZM56 218V219H57ZM69 218V217H68ZM55 219V220H56ZM59 219V218H58ZM61 219V218H60ZM185 219V218H184ZM238 219V218H237ZM16 220V219H15ZM46 220V218L44 219ZM53 220V219H52ZM51 220V221H52ZM53 220V221H55ZM71 219L69 218L68 221H70ZM188 220V219H186ZM255 220V218H254ZM48 221V220H47ZM60 221V220H59ZM130 221V220H129ZM241 221V220H240ZM263 221V220H262ZM44 222V221H43ZM57 222V220H56ZM54 222V223H56ZM106 222V221H105ZM58 223V222H57ZM244 223V221H243ZM246 223V222H245ZM52 224V223H51ZM66 224V222H65ZM134 224V223H133ZM231 224V223H229ZM10 225V224H9ZM26 225V224H25ZM43 225V224H42ZM59 225V224H58ZM93 225V224H92ZM102 225V224H101ZM124 225V224H123ZM122 225V226H123ZM138 225V224H137ZM12 226V225H11ZM10 226V227H11ZM47 226V225H45ZM67 226V225H66ZM140 226V224H139ZM149 226V225H148ZM26 227V226H25ZM50 227V226H49ZM52 227V226H51ZM69 227V226H68ZM115 227V226H114ZM113 227V228H114ZM147 227V226H146ZM56 228V227H55ZM204 228V227H203ZM21 229V228H20ZM23 229V228H22ZM27 229V228H26ZM40 229V228H38ZM53 229V228H52ZM90 229V228H89ZM153 229V228H152ZM24 230V229H23ZM68 230V229H65ZM184 230V229H183ZM188 230V229H187ZM190 230V229H189ZM207 230V229H206ZM229 230V229H228ZM46 231V230H45ZM90 231V230H89ZM107 231V230H106ZM155 231V230H154ZM263 231V230H262ZM39 232V231H38ZM57 232V231H55ZM54 232V233H55ZM67 232V231H66ZM73 232V231H72ZM84 232V233H85ZM116 232V231H115ZM196 232H198L196 230ZM20 233V232H19ZM32 233V230L29 232ZM47 233V232H46ZM53 235V232H51ZM49 233V234H51ZM156 233V232H155ZM47 234V236L49 235ZM68 234V233H67ZM97 234V233H96ZM119 234V233H118ZM22 235V234H21ZM41 235V234H40ZM55 235H58L57 233ZM81 235V234H80ZM115 235V234H114ZM137 235V234H136ZM201 235V234H200ZM23 236V235H22ZM50 236V235H49ZM117 236V235H115ZM141 236V235H140ZM31 237V236H30ZM43 237V236H42ZM52 237V236H51ZM62 237V236H61ZM74 237V235L72 236ZM138 237V236H137ZM248 239V235L246 236ZM56 238V237H55ZM88 238V237H86ZM92 238V235L91 237ZM118 238V237H117ZM124 238V237H123ZM122 238V239H123ZM162 238V237H161ZM173 238V237H172ZM180 238V237H179ZM250 236H249V240H250ZM260 238V237H259ZM258 237L255 238L257 241L261 240ZM49 239V238H48ZM53 239V238H52ZM51 239V240H52ZM81 239V238H79ZM84 239V238H83ZM94 239V238H93ZM96 239V238H95ZM252 239V238H251ZM16 240V239H15ZM54 240V239H53ZM55 240H59V239H55ZM92 240V239H91ZM127 240V239H126ZM155 240V239H154ZM248 240V241H249ZM253 240V239H252ZM263 240V239H262ZM38 241V240H37ZM80 241V240H79ZM87 241V240H86ZM93 241V240H92ZM121 241V240H120ZM172 241V240H171ZM198 241V240H195ZM247 241V240H246ZM96 242V241H95ZM119 242V240H118ZM252 242V241H251ZM56 243V242H55ZM122 243H124L122 241ZM119 242V246L120 245H124ZM52 244V243H51ZM69 244V243H68ZM82 245V241L80 243ZM92 244H94L92 242ZM127 244V243H125ZM246 244V243H245ZM97 245V244H96ZM129 247V244H127ZM139 245V244H138ZM236 245V244H235ZM83 246V245H82ZM94 246V245H93ZM105 246L112 252V253H118V246L116 244V242L114 240H110V241H105ZM121 247V249H123L124 247ZM132 246V244H131ZM130 246V247H131ZM135 247V246H133ZM73 248V247H72ZM81 249V247H80ZM101 249V248H100ZM99 249V250H100ZM120 249V248H119ZM120 249V250H121ZM128 249V248H127ZM126 249V250H127ZM135 249V248H133ZM150 249V248H149ZM148 249V250H149ZM1 250V249H0ZM28 250V249H27ZM65 250V249H64ZM102 250H104V248H102ZM125 250V249H124ZM147 250V249H146ZM151 250V249H150ZM192 250V249H191ZM242 250V249H241ZM95 251V250H93ZM129 251V250H128ZM137 251V250H136ZM165 251V250H164ZM139 251L135 252L138 253ZM146 252V251H145ZM144 252V253H145ZM94 253V252H93ZM122 253V252H121ZM134 253V252H133ZM140 253V252H139ZM138 253V254H139ZM175 252L172 253V255ZM178 254V252H176ZM184 253V252H183ZM197 253V252H196ZM67 254V253H66ZM71 254V253H69ZM74 254V253H73ZM117 254L115 257H117ZM132 254V253H131ZM137 254V255H138ZM141 254V253H140ZM147 254V253H146ZM150 254V253H149ZM176 254V255H177ZM185 254V253H184ZM37 255V254H36ZM57 255V254H56ZM59 255V254H58ZM61 255V254H60ZM162 255V254H161ZM164 255V254H163ZM166 255V253H165ZM171 255V256H172ZM203 255V254H202ZM238 255V254H237ZM255 256H257V254H253ZM263 255V254H262ZM52 256V255H51ZM68 256V255H67ZM120 256V254H119ZM118 256V257H119ZM124 256V255H123ZM122 256V257H123ZM143 256V255H142ZM228 256V255H226ZM29 257V256H28ZM39 257V256H38ZM98 257V256H97ZM121 257V258H122ZM132 257V256H131ZM153 257V256H152ZM184 257V256H183ZM186 257H191L190 253L186 254ZM200 257V256H199ZM225 257V255H224ZM114 258V257H113ZM112 258V259H113ZM120 258V260H121ZM142 258V257H140ZM161 258V257H160ZM166 258V257H165ZM175 258V257H174ZM204 258V257H203ZM63 259V258H61ZM70 259V257L68 258ZM110 260L111 257L109 258ZM149 259V258H147ZM154 259V258H153ZM206 259V258H205ZM204 259V260H205ZM228 259V258H227ZM57 260V259H56ZM65 260V257H64ZM96 260V259H95ZM125 260V259H122ZM121 260V261H122ZM127 260V259H126ZM130 260V259H129ZM140 260V259H139ZM51 261V260H50ZM68 261V260H67ZM71 261V260H70ZM158 261V260H157ZM235 264H264V255L263 256H257L255 258H248V257H237L234 258ZM78 262V261H77ZM80 262V261H79ZM124 262V261H123ZM204 262V261H203ZM55 263V262H54ZM53 262H47V264H54ZM64 263V262H63ZM67 263V262H65ZM228 263V262H227ZM44 264V263H43ZM60 264V263H59ZM223 264V263H222ZM233 264V263H232Z\"/></svg>", "mask_w": 264, "mask_h": 264}]
</instances>
